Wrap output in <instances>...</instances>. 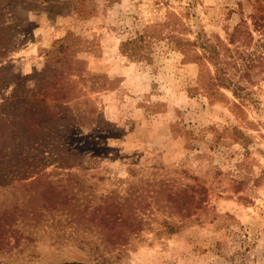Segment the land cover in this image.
<instances>
[{
    "label": "rangeland",
    "instance_id": "rangeland-1",
    "mask_svg": "<svg viewBox=\"0 0 264 264\" xmlns=\"http://www.w3.org/2000/svg\"><path fill=\"white\" fill-rule=\"evenodd\" d=\"M256 14L264 0H0V264H264Z\"/></svg>",
    "mask_w": 264,
    "mask_h": 264
},
{
    "label": "trees",
    "instance_id": "trees-1",
    "mask_svg": "<svg viewBox=\"0 0 264 264\" xmlns=\"http://www.w3.org/2000/svg\"><path fill=\"white\" fill-rule=\"evenodd\" d=\"M253 18H254V25H256L257 27H258V29H260V30H262L263 31V29H264V15H262V14H260V15H258V14H256V15H253ZM173 32V31H172ZM244 34L242 33V30H240V29H238V30H236L232 35H231V37H230V41H231V43H236V42H238V43H240L239 41H241V39H242V36H243ZM171 36H174V35H171ZM177 40H178V44H181L182 43V41H181V39L179 38V37H176V36H174ZM142 40H143V38H142ZM176 40V41H177ZM180 40V41H179ZM187 43H189V44H192L190 41H188ZM204 48H206V49H208V50H206V53L202 56V59L203 60H205V58L207 59H209V60H215V57H217L218 55H219V52L216 50V48L214 47H212L211 45H204ZM210 50V51H209ZM236 53L237 54H239V55H241L242 54V56H243V52H242V49H241V47H237V49H236ZM208 54V55H207ZM244 59V58H243ZM230 64V63H229ZM235 64V63H234ZM215 65L216 66H218V69H219V63H218V61H216V63H215ZM255 65H253V64H251V63H248V62H246L245 63V65L244 64H242V73H243V75L244 76H250V73L249 72H247V68L249 69V68H252V67H254ZM223 69V68H222ZM220 79V82H221V84L222 85H225V86H227V87H231L232 86V84L233 85H235L236 86V88L234 87V92H235V94L237 95V94H240L239 93V90H242L243 88L241 87V84H240V82L239 81H237V83H234V81H232V80H230L229 78L228 79H226V78H222L221 79V77L219 78ZM201 200V199H200Z\"/></svg>",
    "mask_w": 264,
    "mask_h": 264
}]
</instances>
